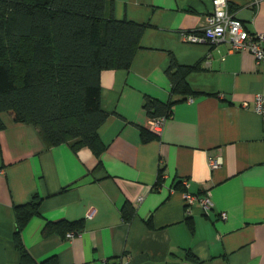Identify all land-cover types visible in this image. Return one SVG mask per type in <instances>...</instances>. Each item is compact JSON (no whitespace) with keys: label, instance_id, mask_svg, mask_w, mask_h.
<instances>
[{"label":"crops","instance_id":"crops-1","mask_svg":"<svg viewBox=\"0 0 264 264\" xmlns=\"http://www.w3.org/2000/svg\"><path fill=\"white\" fill-rule=\"evenodd\" d=\"M229 5L249 30L264 33V0ZM213 9V0H113L116 19L148 27L130 69L101 73V107L109 113L98 130L103 152L73 142L48 147L34 125L3 114L0 264H264V120L255 111L264 61L229 42L184 40ZM172 55L198 67L187 77L188 96L171 95ZM146 96L174 105L162 135L145 143ZM213 157L222 160L214 170ZM183 179L189 192L213 199L210 214L198 203L187 212L182 185L176 188ZM36 195L39 213L21 233L32 258L25 261L15 241L16 206ZM66 221L82 222L69 231L73 238L50 227Z\"/></svg>","mask_w":264,"mask_h":264},{"label":"trees","instance_id":"trees-1","mask_svg":"<svg viewBox=\"0 0 264 264\" xmlns=\"http://www.w3.org/2000/svg\"><path fill=\"white\" fill-rule=\"evenodd\" d=\"M147 27L116 19L113 0H0V131L6 128L3 114H9L18 123L34 125L48 147L73 142L76 148L103 152L106 145L98 130L109 113L101 107V73L130 69ZM197 68L171 56L166 71L171 95L192 93L187 77ZM173 105L171 99L146 96L143 108L150 118H169ZM140 129L145 143L157 137ZM179 184L182 181L176 188ZM41 200L36 195L16 206L15 241L25 261L32 258L21 233L39 213ZM127 211L129 219L133 209ZM50 227L69 232L81 228L82 222H55ZM187 258L198 261L191 252Z\"/></svg>","mask_w":264,"mask_h":264},{"label":"built area","instance_id":"built-area-1","mask_svg":"<svg viewBox=\"0 0 264 264\" xmlns=\"http://www.w3.org/2000/svg\"><path fill=\"white\" fill-rule=\"evenodd\" d=\"M214 9L208 24L199 32H185L183 38L190 43L217 44L220 42H229L232 49L238 51H249L256 57L258 62L264 61V33L253 32L249 30L246 24L229 11V0H213ZM249 103L244 102L243 106L248 107ZM255 111L260 114L264 120V93H258L255 96ZM166 116L150 118L148 129L157 136H161ZM210 167L214 170L221 166L220 158H210ZM184 187L183 198L186 210L191 213L195 204H199L203 213L210 214L214 209L215 203L209 196H202L189 192L190 182L188 179L182 180ZM226 214L221 213V217L226 219ZM75 232L67 233L68 238H73Z\"/></svg>","mask_w":264,"mask_h":264}]
</instances>
